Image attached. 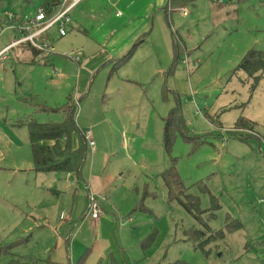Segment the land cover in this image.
Returning a JSON list of instances; mask_svg holds the SVG:
<instances>
[{
    "label": "rangeland",
    "instance_id": "obj_1",
    "mask_svg": "<svg viewBox=\"0 0 264 264\" xmlns=\"http://www.w3.org/2000/svg\"><path fill=\"white\" fill-rule=\"evenodd\" d=\"M42 2L0 0V25ZM151 23L143 43L108 64H90L81 50L76 60L70 52L80 43L55 27L45 39L51 52L26 43L1 55V248L32 253L36 264H264V70L251 89L252 79L235 69L249 49L264 50V0H194L167 19L158 11ZM12 36L19 34L3 28L0 48ZM69 98L77 128L94 142L80 175L34 171L21 122H59L64 113L50 108ZM239 116L253 130L234 128ZM171 165L199 214L168 198L161 173ZM88 184L99 200L97 221L86 213ZM25 196L37 205L31 212ZM226 221L238 228L220 238ZM191 228L199 241L187 239ZM9 259L2 254L0 264Z\"/></svg>",
    "mask_w": 264,
    "mask_h": 264
},
{
    "label": "trees",
    "instance_id": "obj_2",
    "mask_svg": "<svg viewBox=\"0 0 264 264\" xmlns=\"http://www.w3.org/2000/svg\"><path fill=\"white\" fill-rule=\"evenodd\" d=\"M193 1L194 0H166V5L164 7L166 19L173 10L184 9L188 4L193 3ZM57 2L58 0H43L41 5L49 8L50 6L56 5ZM142 40L143 37L138 39L137 44ZM31 47L34 48L33 46ZM173 49L174 52L178 54L176 42L173 44ZM238 63L235 69L245 71L247 77L252 79L251 89L255 88L264 70V50L251 48L243 55ZM39 108L42 110L47 109L45 105H41ZM50 110H61L64 113L63 120L59 122H40L35 119H28L21 122L25 124L27 128L33 170L43 173L58 171L72 172L78 177L85 161L88 144L84 134L77 128L74 121L75 103L69 98L63 106L50 108ZM177 111L178 109L175 108L170 109L163 127V144L166 150H169L172 143V119L177 114ZM233 126L234 128H247L249 130L254 127L252 122L244 118V116H239L234 121ZM74 135H76V142H73ZM161 177L167 187L168 198L170 200L176 199L188 212L195 215L196 213L199 214L200 210L198 208L197 197L187 193L188 188L182 183L174 165L165 169L161 173ZM235 228H238L237 222L226 221L224 230L217 231L216 235L222 238L224 231L230 232ZM185 234L187 239L193 242L199 241L198 236H201L199 230L194 228L186 230ZM211 237L216 238L214 235ZM10 247L11 246H6L4 248L0 247V256L9 253ZM15 261L16 260L12 259L7 264H20ZM36 261L37 260H33L31 264H36ZM77 264L80 263L78 262Z\"/></svg>",
    "mask_w": 264,
    "mask_h": 264
},
{
    "label": "crops",
    "instance_id": "obj_3",
    "mask_svg": "<svg viewBox=\"0 0 264 264\" xmlns=\"http://www.w3.org/2000/svg\"><path fill=\"white\" fill-rule=\"evenodd\" d=\"M165 5L166 0H81L69 11L70 21L66 26L67 31H71L72 39L78 41L77 43H80L81 48L78 50L74 48L70 53L78 55L79 50H81L80 57L90 59V64H108L116 60L120 55L123 56L131 44H137L138 39L141 37H143V40L139 44L145 41L146 36L150 35L153 30L151 20L160 10L164 14ZM66 35L67 33L59 36L64 37ZM42 39H47V36H44ZM25 44L21 43L16 47ZM27 45L30 46L29 44ZM32 49L38 53L42 51L51 52V49ZM85 73L84 69H80L79 73L76 74V81L81 90L87 85V79L83 80ZM88 187L95 194L92 191V185L88 184ZM89 190L87 191L89 192ZM7 202L11 204L13 209L17 208L12 201ZM17 202L19 203V201ZM25 206L31 212V208H35L37 205L25 196L23 207ZM20 213L28 216L23 210ZM61 215L63 216V214ZM99 217L95 220L97 221ZM27 228L29 227H25V230ZM11 250L12 246L8 251L9 253H6L10 256L9 261L12 260V255L14 256L13 260L25 263L33 262V260H37L38 262L40 260L35 255H32V253H29L31 255L22 256Z\"/></svg>",
    "mask_w": 264,
    "mask_h": 264
},
{
    "label": "built area",
    "instance_id": "obj_4",
    "mask_svg": "<svg viewBox=\"0 0 264 264\" xmlns=\"http://www.w3.org/2000/svg\"><path fill=\"white\" fill-rule=\"evenodd\" d=\"M81 0H58L54 6L44 7L41 4L38 5L33 13H24L20 15L11 14L6 18V22L0 25V33L3 28L12 29L19 34V37L12 36L11 40L0 49V57L6 51L12 47H16L21 43H28L39 50L52 49L47 45L45 39L48 30L52 27L57 28V32L60 36L65 35L66 26L70 21L69 11ZM76 60L79 59V55L73 56ZM87 144L93 146L94 142L90 137L89 131L83 132ZM98 196L92 192L88 194V202L86 207V213H90L93 219H96L100 215Z\"/></svg>",
    "mask_w": 264,
    "mask_h": 264
},
{
    "label": "water",
    "instance_id": "obj_5",
    "mask_svg": "<svg viewBox=\"0 0 264 264\" xmlns=\"http://www.w3.org/2000/svg\"><path fill=\"white\" fill-rule=\"evenodd\" d=\"M261 240H264V232H263V235L261 236V238H260Z\"/></svg>",
    "mask_w": 264,
    "mask_h": 264
}]
</instances>
